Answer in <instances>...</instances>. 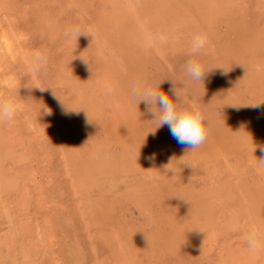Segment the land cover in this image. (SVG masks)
<instances>
[{
  "label": "rangeland",
  "instance_id": "rangeland-1",
  "mask_svg": "<svg viewBox=\"0 0 264 264\" xmlns=\"http://www.w3.org/2000/svg\"><path fill=\"white\" fill-rule=\"evenodd\" d=\"M0 45V102L18 107L0 123V264H264L246 242H264V0H0ZM171 80L209 117L196 149L131 95L174 100Z\"/></svg>",
  "mask_w": 264,
  "mask_h": 264
},
{
  "label": "clouds",
  "instance_id": "clouds-1",
  "mask_svg": "<svg viewBox=\"0 0 264 264\" xmlns=\"http://www.w3.org/2000/svg\"><path fill=\"white\" fill-rule=\"evenodd\" d=\"M160 40L165 41L166 38L161 36ZM209 44L210 41L206 35L197 34L193 36L191 40L190 54L196 55L203 53L206 46ZM46 64V57L41 54H37L34 61L29 64V71L33 74H38L46 67ZM184 68L186 74L193 81H204L206 75L212 70L205 71L204 67L199 62L192 60H189L185 64ZM172 85L173 86L170 91L175 97L174 100L170 99L167 94L160 90V85L156 89L151 87L142 88L139 86H134L132 88L131 95L134 98H137L139 103L144 102L146 104L148 111L153 115L152 120L156 121L157 123L155 131L162 126L167 125L171 135L179 144L185 145L189 149H196L206 142L209 133V117L195 99L191 100L190 102H185L183 99L184 94L177 89L173 81ZM24 87L29 89L36 88L41 92L49 89L39 85L35 87H29L28 85H25ZM112 91L113 89L111 87L107 88L108 94H111ZM56 98L62 102L57 96ZM259 105L260 103L253 107H258ZM43 111L47 115L52 114L51 109L49 108ZM17 114L18 107L14 102H0V123H11ZM155 131L152 133L154 134ZM256 147L258 146L255 145V150ZM261 150L264 151V146L261 147ZM154 158V154L153 156L149 157V159ZM259 163L262 167H264V159H259ZM166 166L164 167L163 172L168 173L171 171L174 175V170ZM246 242L249 250L253 253L259 251L261 248H264V242L259 239L257 229H253L248 234L246 237Z\"/></svg>",
  "mask_w": 264,
  "mask_h": 264
},
{
  "label": "bare ground",
  "instance_id": "bare-ground-1",
  "mask_svg": "<svg viewBox=\"0 0 264 264\" xmlns=\"http://www.w3.org/2000/svg\"><path fill=\"white\" fill-rule=\"evenodd\" d=\"M114 2H115V0H114ZM117 3H118V2H117ZM122 4H123V3H122ZM177 4H178V3H177ZM180 4H181V3H180ZM183 5H185V4H183ZM187 5H188V4H187ZM121 6H122V5H121ZM170 6H171V5H170ZM124 7H125V5H124ZM124 7H123V8H124ZM168 7H169V6H168ZM180 7H181V6H180ZM185 7H186V5H185ZM185 7H184V8H185ZM201 7H202V6H201ZM123 8H122V9H123ZM114 9H115V8H114ZM170 9H171V8H170ZM177 9H178V8H177ZM181 9H182V12H183V8H181ZM185 9H187V8H185ZM188 9H189V7H188ZM194 9H195V8H194ZM195 10H196V9H195ZM201 10H202V9H201ZM177 11H178V10H177ZM184 11H185V10H184ZM168 12H169V10H168ZM182 12H181V13H182ZM126 13H127V11H126ZM177 14H178V13H177ZM184 14H185V12H184ZM180 15H181V14H180ZM182 15H183V13H182ZM194 15H195V14H194ZM131 16H132V15H131ZM190 16L192 17V14H191ZM116 17H117V16H116ZM118 17H119V16H118ZM176 17H177V16H176ZM183 17H184V16H183ZM191 17H190V18H191ZM194 17H196V15H195ZM194 17H193V20H194ZM178 18H179V17H178ZM198 18H200V17H198ZM202 18H203V17H202ZM214 18H215V17H214ZM164 19H165V17H164ZM176 19H177V18H176ZM195 19H196V18H195ZM131 20H132V19H131ZM181 20H182V19H181ZM193 20H191V21H193ZM198 20H199V19H198ZM214 20H216V19H214ZM163 21H164V20H163ZM168 21H169V20H168ZM194 22H195V24L197 25V20H194ZM198 22H200V25L202 24L200 20H199ZM202 22H203V21H202ZM125 23H126V22H125ZM185 23H186V20H185ZM188 23H189V22H188ZM213 23H214V21H213ZM123 24H124V23H123ZM166 25H167V24H166ZM190 25H191V24H190ZM198 25H199V24H198ZM198 25H197V27H199ZM208 25H209V24H208ZM108 26H109V25H108ZM110 26H111V25H110ZM112 26H113V24H112ZM130 26H131V25H130ZM201 26H202V25H201ZM205 26H206V25H205ZM118 27H119V25H118ZM118 27H117V28H118ZM128 27H129V26H128ZM144 27H146V26H144ZM147 27H148V26H147ZM200 28H201V27H200ZM202 28H204V27H202ZM210 28H212V27H210ZM113 29L115 30V27H114ZM181 29H182V27H181ZM189 29H190V28H189ZM110 30H111V29H110ZM114 30H112V31H114ZM116 30H117V29H116ZM127 30H128V29H127ZM142 30H144V28H143ZM161 30H162V29H161ZM177 30H178V29H177ZM184 30H185V29H184ZM187 30H188V29H187ZM204 30H206V28H204ZM137 31H138V29H137ZM169 31H170V30H169ZM179 31H180V30H179ZM196 31H197V30H196ZM209 31H210V30H209ZM105 32H106V31H105ZM105 32H104V33H105ZM152 32H153V31H152ZM172 32L174 33V30H173ZM172 32H171V33H172ZM193 32H195V31H193ZM203 32H204V31H203ZM210 32H211V31H210ZM108 33H110V32H107V34H106L105 36H107ZM114 33H116V32H114ZM146 33H147V32H146ZM150 33H151V32H150ZM150 33H149V34H150ZM181 33H182V32H181ZM189 33H190V32H189ZM199 33H200V32H199ZM206 33H207V32H206ZM143 34H144V33H143ZM163 34H164V33H163ZM102 35H103V34H102ZM146 35H147V34H146ZM190 35H191V34H190ZM105 36H103V38H104ZM112 36H113V35H112ZM119 36H120V35H119ZM158 36H160V34H159ZM158 36H157V37H158ZM164 36H166V35H164ZM178 36H179V35H178ZM180 36H182V35H180ZM192 36H193V35H192ZM206 36H207V35H206ZM99 37H100V36H99ZM109 37H110V36H109ZM208 37H209V36H208ZM143 38H144V37H143ZM158 38H159V37H158ZM177 38H178V37H177ZM177 38H176V39H177ZM186 38H187V37H186ZM192 38H193V37H192ZM100 39H101V38H100ZM106 39H107V38H106ZM144 39H146V37H145ZM159 39H160V38H159ZM171 39H173V38H171ZM190 39H191V38H190ZM98 40H99V38H98ZM121 40H122V39H121ZM102 41H103V40H102ZM107 41H108V40H107ZM107 41H106V42H107ZM150 41L152 42V40H150ZM168 41H171V40H168ZM118 42H119V41H118ZM120 42H122V41H120ZM120 42H119L118 44H121ZM166 42H167V40H166ZM172 42H173V41H172ZM172 42H171V43H172ZM100 43H101V42H100ZM116 43H117V42H116ZM126 43H127V42H126ZM163 43H164V42H163ZM107 44H109V43L107 42ZM110 44H111V43H110ZM153 44H154V42H153ZM215 44H216V43H215ZM101 45H102V44H101ZM104 45H106V44H104ZM125 45H126V44H125ZM168 45H169V43H168ZM168 45H167V46H168ZM170 45H171V44H170ZM211 45H212V44H211ZM0 46H1V45H0ZM113 46H114V45H113ZM123 46H124V45H123ZM123 46H122V47H123ZM212 46H213V45H212ZM122 47H121V50H122ZM144 47H145V46H144ZM148 47H149V46H148ZM106 48H107V47H106ZM106 48H105V46H104V49H106ZM112 48H113V47H112ZM215 48H216V47H215ZM100 49H101V48H100ZM100 49H99V50H100ZM108 49H109V48H108ZM108 49H107V50H108ZM119 49H120V46H119ZM107 50H105V53H104V54H102L101 51H100V53H101L102 55H105ZM115 50H117V49H115ZM124 50H125V49H124ZM208 50H209V49H208ZM215 50H216V49H215ZM112 51H113V50H112ZM210 51H211V50H210ZM216 51H217V50H216ZM5 52H6V51H5ZM102 52H103V51H102ZM108 52H109V51H108ZM108 52H107V53H108ZM115 52H116V51H115ZM115 52H114V53H115ZM119 52H120V51H119ZM121 52H122V51H121ZM123 52H124V51H123ZM160 52H161V51H160ZM205 52H206V51H204V53H205ZM110 53H111V52H110ZM112 54H113V53H112ZM112 54H110V55H112ZM159 54L161 55V53H159ZM2 57H3V56H2ZM115 57H116V56H115ZM120 57H121V56H120ZM111 58H112V57H111ZM111 58L109 59V60H110V61H109V64H111V61H114V60H111ZM123 58H124V57H123ZM123 58H122V59H123ZM206 58H207V57H206ZM221 58H222V57H221ZM235 58H236V57H235ZM115 59H116V58H115ZM227 60H229V59H227ZM222 61H223V60H222ZM239 61H242V60H239ZM115 62H116V61H115ZM255 62H256V61H255ZM208 63L211 64V61L208 62ZM214 63H215V62H214ZM113 64H114V63H113ZM116 64H117V63H116ZM120 64H121V63H120ZM125 64H126V63H125ZM210 64H209V65H210ZM230 64H231V63H230ZM11 65H12V64H11ZM106 65H107V64H106ZM106 65H105V66H106ZM215 65H216V64H215ZM215 65H214V66H215ZM253 65H254V64H253ZM108 66H109V65H108ZM112 66H113V65H112ZM112 66H111V67H112ZM114 66H115V65H114ZM256 66H257V65H256ZM118 67H120V66H119V63H118ZM254 67H255V66H254ZM258 68H259V67H258ZM263 68H264V67H263ZM109 69H110V68H109ZM109 69H108V71H109ZM112 69H113V68H112ZM115 69H116V66H115ZM250 69H251V68H250ZM106 70H107V69H106ZM113 70H114V69H113ZM116 70L118 71V69H116ZM116 70H115V72H116ZM210 70H211V69H210ZM261 70H262V69H261ZM263 70H264V69H263ZM213 71H214V70H213ZM259 71H260V70H259ZM110 72H111V71H110ZM112 72H113V71H112ZM118 72L120 73V71H118ZM249 72H250V71H248V73H249ZM257 72H258V71H257ZM102 73H103V72H102ZM106 73H107V72H106ZM116 73H117V72H116ZM117 74H118V73H117ZM117 74H116V75H117ZM121 74H123V73H121ZM254 74H255V73H254ZM260 74H262V73H260ZM99 75H100V74H99ZM99 75H98V76H99ZM114 75H115V74H114ZM262 75H263V74H262ZM106 76H108V75L106 74ZM106 76H105V77H106ZM109 76H110V74H109ZM111 76H113V74H112ZM111 76H110V77H111ZM100 77H101V75H100ZM100 77H99V78H100ZM102 77H103V76H102ZM115 77H116V76H115ZM115 77H114V78H115ZM114 78H113V79H114ZM119 78H120V77H119ZM262 78H263V81H264V77H262ZM101 79H102V78H101ZM103 79H104V77H103ZM106 79H107V77L105 78V80H106ZM108 79H109V77H108ZM116 79H118V78H116ZM215 79H216V78H215ZM119 80H120V79H119ZM186 80H187V79H186ZM218 80H219V79H218ZM102 81H103V80H102ZM107 81H108V80H107ZM107 81H105V82L108 84ZM122 82H123V81H122ZM257 82H258V81H257ZM109 83H110V82H109ZM252 83H253V82H252ZM255 83H256V82H255ZM107 84H106V85H107ZM185 84H186V83H185ZM263 84H264V83H263ZM257 85H258V83L256 84V86H257ZM107 86L110 87L109 84H108ZM121 86H122V84H121ZM228 86H229V85H228ZM256 86H255V87H256ZM253 88H254V87H253ZM258 88H259V87H258ZM261 88H262V87H261ZM263 88H264V87H263ZM263 88H262V89H263ZM229 89H230V88H229ZM256 89H257V88H256ZM259 90H261V89L259 88ZM120 91H121V90H120ZM261 91H263V90H261ZM182 92H183V91H182ZM115 93H117V92H115ZM118 93H119V96H120V92H118ZM121 93H122V92H121ZM222 93H223V92H222ZM184 94H185V93H184ZM117 95H118V94H117ZM121 95H122V94H121ZM221 95H222V94H221ZM120 97H121V96H120ZM122 97H123V96H122ZM183 97H184V95H183ZM124 98H125V96H124ZM124 98H122V99H124ZM119 99H121V98H119ZM122 99H121V102H122ZM185 99H186V98H185ZM187 99H188V98H187ZM189 100H190V99H189ZM238 100H239V99H238ZM238 103H239V102H238ZM230 105H232V104H230ZM223 108H224V107H223ZM116 114H117V113H116ZM232 114H233V113H232ZM245 114H246V113H245ZM238 115H239V114H238ZM248 115H249V114H248ZM247 117H248V116H247ZM234 118H237V117H234ZM236 120H238V119H236ZM234 121H235V120H234ZM245 121H246V120H245ZM211 125H212V124H211ZM261 130H262V129H261ZM251 131H252V130H251ZM248 132H249V131H248ZM256 133H257V131H256ZM252 134H253V133H252ZM244 135H246V134L244 133ZM249 135H251V134H249ZM258 136H260V135L258 134ZM253 137H254V136H253ZM258 138H259V137H258ZM255 139H257V138H255ZM259 139H260V138H259ZM165 140H166V139H165ZM240 140H241V139H240ZM259 141H260V140H259ZM240 142H241V141H240ZM0 144H1V143H0ZM262 144H263V143H262ZM157 145H158V144H157ZM2 146H3V145H2ZM158 146H159V145H158ZM259 146H260V145H259ZM216 148H217V147H216ZM256 148H257V147H256ZM260 148H261V147H260ZM2 149H3V148H2ZM173 149H174V148H173ZM253 150H254V149H253ZM256 150H257V149H256ZM213 151H214V150H213ZM2 153H3V152H2ZM221 155H222V154H221ZM192 157H193V156H192ZM203 157H204V156H203ZM256 157H257V156H256ZM196 158H197V157H196ZM221 158H222V157H221ZM226 158H227V157H226ZM224 160H225V159H224ZM227 160H228V158H227ZM120 162H121V161H120ZM122 162H123V161H122ZM169 162H170V161H169ZM209 162H210V161H209ZM118 163H119V162H118ZM194 163H195V162H194ZM116 164H117V163H116ZM136 165H137V163H136ZM161 165H162V164H161ZM161 165H160V166H161ZM229 165H230V164H229ZM231 165H232V164H231ZM234 165H235V164H234ZM152 166H153V165H152ZM257 166H258V165H257ZM121 167H122V166H121ZM137 167H138V165H137ZM234 167H235V166H234ZM234 167H233V170H234ZM239 167H240V166H239ZM146 168H147V167H146ZM161 168H162V167H161ZM176 168H177V167H176ZM235 168H237V166H236ZM117 169H118V166H117ZM141 169H142V168H141ZM238 169H239V168H238ZM261 169H262V168H261ZM215 170H216V169H215ZM221 170H222V169H221ZM228 170H229V169H228ZM142 171H143V170H142ZM174 171H176V170H174ZM230 171H231V170H230ZM116 172H117V171H116ZM119 172H120V171H119ZM140 172H141V171H140ZM156 172H157V171H156ZM176 172H177V171H176ZM176 172H175V173H176ZM3 173H4V172H3ZM130 173H131V172H130ZM163 173H164V172H163ZM116 174H117V173H116ZM143 174H144V173H143ZM145 174H146V173H145ZM145 174H144V176H145ZM240 174H241V173H240ZM21 175H22V174H21ZM141 175H142V174H141ZM167 175H168V174H167ZM101 176H102V175H101ZM147 176H148V175H147ZM216 176H217V175H216ZM117 177H118V176H117ZM172 177H173V176H172ZM1 178H2V177H1ZM135 178H136V177H135ZM150 178H151V177H149V179H150ZM174 178H175V177H174ZM98 179H99V177H98ZM116 179H117V178H116ZM164 179H165V178H164ZM107 180H109V179H107ZM118 180H119V179H118ZM162 180H163V179H162ZM172 180H173V179H172ZM102 181H103V180H102ZM135 181H136V180H135ZM236 181H237V180H236ZM4 182H5V181H4ZM120 182H121V181H120ZM138 182H139V181H138ZM103 183H104V182H103ZM1 184H2V183H1ZM150 184H152V182H151ZM155 184H156V183H155ZM3 185H4V184H3ZM110 185H111V184H110ZM113 185H114V184H113ZM115 185H117V184H115ZM5 186H6V185H5ZM131 186H132V185H131ZM117 187H118V186H117ZM119 187H120V185H119ZM152 187H153V186H152ZM111 188H112V187H111ZM154 188H155V186H154ZM151 189H153V188H151ZM112 190H113V189H112ZM119 190H120V189H119ZM127 190H128V189H127ZM154 190H156V189H154ZM254 190H255V189H254ZM117 191H118V190H117ZM251 191H252V190H251ZM122 192H123V191H122ZM114 193H115V192H114ZM129 195H131V194H129ZM249 195H250V194H249ZM255 195H256V194H255ZM211 197H212V196H211ZM217 197H218V196H217ZM250 197H251V196H250ZM262 198H263V197H262ZM126 199H127V198H126ZM131 199H132V196H131ZM138 200H139V199H138ZM138 200H137V201H138ZM141 200H142V199H141ZM224 206H225V205H224ZM227 207H229V206H227ZM230 213H231V212H230ZM240 213H241V212H240ZM234 215H235V214H234ZM154 217H155V216H154ZM156 217H157V216H156ZM10 218H11V217H10ZM10 218H9V219H10ZM13 218H14V217H13ZM166 218H167V217H166ZM6 219H7V218H6ZM9 219H7V220H9ZM151 219H152V218H151ZM13 220H14V219H13ZM235 220H236V219H235ZM232 221H233V220H232ZM4 222H5V221H4ZM10 222H11V221H10ZM122 223H123V222H122ZM174 224H175V223H174ZM6 225H7V224H6ZM245 225H246V224H245ZM212 227H213V226H212ZM218 227H219V226H218ZM250 227H251V226H250ZM14 229H15V228H14ZM249 229H250V228H249ZM14 232H15V231H14ZM263 234H264V233H263ZM17 235H18V234H17ZM147 235H148V234H147ZM15 236H16V235H15ZM17 237H18V236H17ZM151 237H152V236H151ZM18 238H19V237H18ZM18 238H17V239H18ZM135 238H136V237H135ZM13 239H14V238H13ZM146 240H147V239H146ZM117 242H118V241H116V243H117ZM151 242H152V241H151ZM120 245H122V244H120ZM118 247H119V246H118ZM145 247H146V246H145ZM122 248H123V247H122ZM154 253H155V252H154ZM125 258H126V257H125ZM139 258H140V257H139ZM139 258H138V259H139ZM142 258H143V257H142ZM119 259H120V258H119ZM123 259H124V258H123ZM140 259H141V258H140ZM258 261H259V260H258ZM131 262H132V261H131ZM121 263H123V262H121ZM139 263H140V262H139ZM236 263H237V262H236ZM126 264H127V263H126ZM227 264H228V263H227ZM254 264H255V263H254Z\"/></svg>",
  "mask_w": 264,
  "mask_h": 264
}]
</instances>
